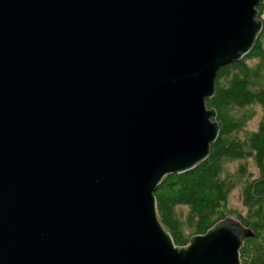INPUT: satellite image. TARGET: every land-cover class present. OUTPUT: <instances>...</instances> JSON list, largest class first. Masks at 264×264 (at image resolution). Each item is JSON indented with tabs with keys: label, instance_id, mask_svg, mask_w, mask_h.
I'll use <instances>...</instances> for the list:
<instances>
[{
	"label": "water",
	"instance_id": "obj_1",
	"mask_svg": "<svg viewBox=\"0 0 264 264\" xmlns=\"http://www.w3.org/2000/svg\"><path fill=\"white\" fill-rule=\"evenodd\" d=\"M263 1L0 0V264H240L249 228L176 247L154 193L209 155Z\"/></svg>",
	"mask_w": 264,
	"mask_h": 264
},
{
	"label": "trees",
	"instance_id": "obj_2",
	"mask_svg": "<svg viewBox=\"0 0 264 264\" xmlns=\"http://www.w3.org/2000/svg\"><path fill=\"white\" fill-rule=\"evenodd\" d=\"M256 11L260 19L264 2ZM253 59L255 64L249 66L247 61ZM205 104L216 112L218 136L196 167L163 178L154 193L158 219L174 245L184 247L192 236L205 234L227 216L228 194L239 185L246 212L236 219L254 234L242 240L240 264H264V27L247 55L218 70L214 94ZM252 105L262 111L257 128L239 136ZM247 159L257 169L256 177L245 165L234 172L223 168L227 160ZM177 206L187 210L183 219L175 211Z\"/></svg>",
	"mask_w": 264,
	"mask_h": 264
},
{
	"label": "rangeland",
	"instance_id": "obj_3",
	"mask_svg": "<svg viewBox=\"0 0 264 264\" xmlns=\"http://www.w3.org/2000/svg\"><path fill=\"white\" fill-rule=\"evenodd\" d=\"M257 18H258V15H257ZM260 20L262 21V25L264 27V11L261 14ZM255 62H256L255 59L247 61L249 66L254 65ZM248 110L251 112L250 119L245 122L244 128L239 133V136L243 135L247 131H254L257 128V125H258L259 120L261 118L262 111L259 108V106L252 105ZM240 165H245L247 172L250 173L252 175V177L257 176V169L255 168L254 164L252 163L251 159L230 160V161L227 160V161L223 162V168L225 171H228V172H234L237 169V167ZM175 211L178 215H180L182 217V219L187 214V210L184 207L177 206V207H175ZM225 211L227 213V216H232L234 218H236V215H238V214H240V215L245 214L246 210L241 204L239 185L236 186L233 190H231V192L228 194L226 206H225Z\"/></svg>",
	"mask_w": 264,
	"mask_h": 264
}]
</instances>
